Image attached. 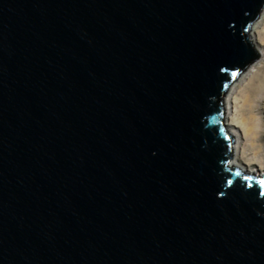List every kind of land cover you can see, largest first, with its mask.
<instances>
[{
	"label": "water",
	"instance_id": "1",
	"mask_svg": "<svg viewBox=\"0 0 264 264\" xmlns=\"http://www.w3.org/2000/svg\"><path fill=\"white\" fill-rule=\"evenodd\" d=\"M263 9L0 0V264H264L223 104Z\"/></svg>",
	"mask_w": 264,
	"mask_h": 264
},
{
	"label": "rangeland",
	"instance_id": "2",
	"mask_svg": "<svg viewBox=\"0 0 264 264\" xmlns=\"http://www.w3.org/2000/svg\"><path fill=\"white\" fill-rule=\"evenodd\" d=\"M256 32V37L253 38L254 33ZM264 12L260 14L259 18L256 20L252 29L250 31V39L253 44V47L258 54V59L254 61L244 72H242L238 78L233 82L227 94L224 97V125L233 124L232 126L241 127L244 132H247L250 128L243 125V121H236V111L237 107L235 102H239L240 107H249V112L256 116L259 115L261 128L255 131L249 130L250 134L237 133L233 129H229L233 139V151L230 161V165L240 168L243 172H251V174H264ZM254 39L257 40L258 44H262V50L255 47ZM247 91V94L245 93ZM244 93L246 95H244ZM238 98V101H237ZM250 100V103L249 101ZM247 101V102H246ZM239 111V109H238ZM243 116V115H242ZM241 116V117H242ZM246 116H244L245 118ZM239 120L240 117H237ZM253 120V121H251ZM247 117V125L254 122V119ZM229 126V125H228ZM243 138V139H242ZM255 139V140H253ZM238 147L240 151V159L242 163L251 164V167H247L245 164H239L237 160L233 162L232 159L235 158L237 153L236 148ZM260 158L262 159V169L259 171L255 169L258 164L255 163Z\"/></svg>",
	"mask_w": 264,
	"mask_h": 264
},
{
	"label": "bare ground",
	"instance_id": "3",
	"mask_svg": "<svg viewBox=\"0 0 264 264\" xmlns=\"http://www.w3.org/2000/svg\"><path fill=\"white\" fill-rule=\"evenodd\" d=\"M263 12H264V9L262 10ZM262 13V12H261ZM256 37V32L254 33V35H253V38H255ZM260 39L261 40H263L264 41V39H262L261 38V36H260ZM254 44H255V47H257V48H259V49H261L262 50V44H264V43H262V44H258L257 43V40L256 39H254V42H253ZM253 64V63H252ZM250 67V66H249ZM264 71V70H263ZM246 94H247V91L245 92ZM244 93V95H246ZM237 101H238V98H237ZM249 101V103H250V100H248ZM247 102V101H246ZM235 106L237 107V111H236V121H243V125L244 126H248V128H250L252 131H255L256 129H260L261 128V124H260V118H259V115L257 114L256 116H254V115H252L248 110H249V108H250V104H249V107H246V108H244V107H240L239 106V102H237V104H236V102H235ZM238 109H239V111H238ZM243 115V116H242ZM242 116V117H241ZM244 116H246L245 118H244ZM249 116V118H250V120L251 119H254V122L252 123V125L249 123L248 125H247V123H246V121H247V117ZM237 117H240V119L238 120L237 119ZM251 121H253V120H251ZM232 123V122H231ZM228 124L227 125V128H229V129H233V130H235V131H237V133H245V134H247V135H249L250 134V132H249V130L247 131V132H244L243 130H241V129H243V128H241V127H235V126H232L233 124ZM243 139V138H242ZM253 140H255V139H253ZM236 151H237V153L235 154V158L234 159H232L233 160V162H235L237 159H238V157H239V160H237L238 162H239V164H245L247 167H251L252 165L251 164H246V163H242V161H241V159H240V151H239V149H238V147L236 148ZM253 165L254 164H258V166H256L255 167V169L256 170H260V169H262V159L260 158V160L258 159L257 160V162H255V163H253V162H251ZM235 164H233V166H234ZM235 167V166H234ZM251 173V172H250ZM260 174V173H259Z\"/></svg>",
	"mask_w": 264,
	"mask_h": 264
},
{
	"label": "snow or ice",
	"instance_id": "4",
	"mask_svg": "<svg viewBox=\"0 0 264 264\" xmlns=\"http://www.w3.org/2000/svg\"><path fill=\"white\" fill-rule=\"evenodd\" d=\"M237 174H239V173H237ZM245 179H251V178L246 177ZM257 182L259 183L261 188L264 189V178H260ZM249 186H251V185H249ZM262 194H264V193H262Z\"/></svg>",
	"mask_w": 264,
	"mask_h": 264
},
{
	"label": "clouds",
	"instance_id": "5",
	"mask_svg": "<svg viewBox=\"0 0 264 264\" xmlns=\"http://www.w3.org/2000/svg\"><path fill=\"white\" fill-rule=\"evenodd\" d=\"M238 170H241L240 168L236 167ZM242 171V170H241Z\"/></svg>",
	"mask_w": 264,
	"mask_h": 264
}]
</instances>
